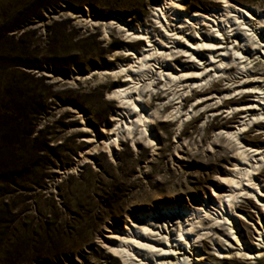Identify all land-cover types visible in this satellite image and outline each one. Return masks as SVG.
<instances>
[{"label":"rangeland","instance_id":"374dc122","mask_svg":"<svg viewBox=\"0 0 264 264\" xmlns=\"http://www.w3.org/2000/svg\"><path fill=\"white\" fill-rule=\"evenodd\" d=\"M156 1L0 0V264H122L99 242L113 226L123 228L127 216L141 210L176 200L189 205L212 194L231 148L223 137L215 139L211 125L241 117L212 115L217 100L209 108L199 105L180 129L178 116L166 118L165 111L177 106L172 93L181 87L158 85L145 91L143 104L161 112L149 129L155 150L139 135L133 145L125 133L110 148L85 139L105 138L119 112L112 93L124 78L100 72L124 64V49L139 52L144 46L116 24L105 33L102 21L159 32L151 11ZM214 1L185 0L191 14ZM234 1L264 14V0ZM172 52V68L175 59L183 69L191 65L182 52ZM157 72L154 85L161 80ZM210 84L232 90L239 85L217 76ZM241 231L251 238V230Z\"/></svg>","mask_w":264,"mask_h":264},{"label":"bare ground","instance_id":"6f19581e","mask_svg":"<svg viewBox=\"0 0 264 264\" xmlns=\"http://www.w3.org/2000/svg\"><path fill=\"white\" fill-rule=\"evenodd\" d=\"M151 4L153 25L161 29L159 32L152 26L134 31L116 19L102 21L105 33L116 24L126 38H135L144 46L139 52L124 49V64L100 72L124 78L112 93L119 112L105 138L85 139L110 148L118 145L125 133L133 145L139 135L155 150L158 143L149 129L161 112L158 107L151 109L143 104L145 91L158 89V85L181 87L172 93L178 96L177 106L165 111L166 118L178 116L180 129H184L185 116L190 117L199 105L212 107L210 102L215 100L220 104L209 110L212 115L222 111L241 117L237 122L211 125L218 132L215 139L223 137L231 148L230 155L224 157L226 168L213 180L211 195L198 197L189 205L176 200L153 211L128 215L123 228L113 226L99 242L122 264H255L264 259V138H260L264 135V14L234 0H217L210 8L198 7L192 14L185 0ZM172 50L182 52L191 65L183 69L175 59L172 68L167 63L174 56ZM208 69L213 74L205 72ZM158 70L161 80L154 85ZM234 75L238 81L231 79ZM214 76L239 85L233 90L219 88L210 84ZM236 92L242 95L239 99L228 98ZM186 93L190 98L183 99ZM192 102L198 103L193 107ZM250 132L257 133L250 136ZM255 142L260 145L255 146ZM244 203L250 205V211ZM248 229L251 238L242 236L241 230Z\"/></svg>","mask_w":264,"mask_h":264}]
</instances>
